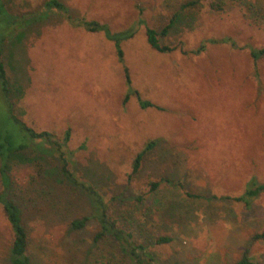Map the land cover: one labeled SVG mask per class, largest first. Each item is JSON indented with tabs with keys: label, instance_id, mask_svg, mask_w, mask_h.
<instances>
[{
	"label": "rangeland",
	"instance_id": "1",
	"mask_svg": "<svg viewBox=\"0 0 264 264\" xmlns=\"http://www.w3.org/2000/svg\"><path fill=\"white\" fill-rule=\"evenodd\" d=\"M3 1L27 20L4 44L16 115L60 141L70 130L69 168L103 195L154 264H237L245 252L264 264V240L253 239L264 232V196L250 208L225 199L242 195L251 178L264 183V58L251 56L264 48V0L189 9L196 0H59L74 18L133 32L122 43L124 64L132 89L156 106L145 110L134 96L124 104L129 86L104 34L46 13L48 0ZM167 27L159 40L173 51L160 53L146 32ZM5 111L0 99V127L18 136ZM34 146L8 166L31 264H135L112 238L95 240V221L71 229L91 216L92 200L62 177L47 142ZM12 233L0 205V264H12ZM162 236L172 241L158 244Z\"/></svg>",
	"mask_w": 264,
	"mask_h": 264
},
{
	"label": "trees",
	"instance_id": "2",
	"mask_svg": "<svg viewBox=\"0 0 264 264\" xmlns=\"http://www.w3.org/2000/svg\"><path fill=\"white\" fill-rule=\"evenodd\" d=\"M201 0L191 1L183 5V8H197ZM211 8L216 11L221 10L220 4L212 3ZM46 13H59L65 16L70 24L74 27H82L88 33H102L105 38L112 42L115 46L119 62L123 65L124 73L129 86V91L123 100L124 104L132 97L137 98V102L141 109L155 108L156 106L149 101L144 100L137 90L131 87V80L129 70L124 64V51L122 43L134 37L131 30L119 33H112L111 29L104 24L97 21H87L84 19L74 18L69 8L61 3L59 0H48L43 7ZM20 16L13 15L9 12L3 0H0V99L3 100L6 111V118L9 125L14 124L18 130L19 135L16 136L9 128L0 127V178L3 186V191L0 193V205L3 206L5 215L12 229L14 240L11 248L12 264H31L29 249V235L24 222V213L21 207L11 198L12 179L8 172L9 164L14 158L23 154L24 151L31 149L37 150L34 144L39 142H47L57 155L60 163V173L66 181H70L76 188L85 192L92 200V214L90 217L76 219L71 222L72 230H82L87 227L90 220L96 222L97 232L93 236L95 240L99 241L105 237H110L115 240L118 245L128 253L129 257L135 264H154L155 258L148 250L147 246L139 243L135 238L133 232L128 231L122 227L117 219L110 214V207L105 201L103 195L91 184L84 182L81 178L75 175L70 167L71 153L67 150L70 141L71 133L68 130L62 141L58 140L56 136L49 132H37L29 127L22 119H20L15 112V104L12 98L11 83L7 74L4 63V44L6 40L14 37V32L18 28L24 27L27 20ZM144 23V22H143ZM168 29L164 28L161 32L155 29H147V38L150 46L160 52L173 51L172 48L162 46L159 40L160 36H165ZM214 42V41H213ZM203 50L196 51L199 54ZM251 56L255 60L264 58V48L255 49L251 52ZM152 144H149L150 148ZM148 148L139 153L133 163L132 175L138 174L141 168L143 157ZM152 189L156 190L158 183L151 184ZM264 196V183L259 182L256 178H251L247 183L245 191L242 195L232 198L225 197L228 201H233L240 205L250 208L253 203ZM253 239L264 240V232L257 234ZM172 239L162 236L157 240L158 244H168ZM237 264H258L251 261L248 257V252H245Z\"/></svg>",
	"mask_w": 264,
	"mask_h": 264
}]
</instances>
